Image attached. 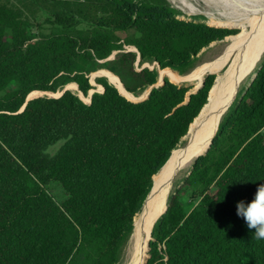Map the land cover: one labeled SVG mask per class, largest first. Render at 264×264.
Here are the masks:
<instances>
[{
	"label": "trees",
	"instance_id": "obj_1",
	"mask_svg": "<svg viewBox=\"0 0 264 264\" xmlns=\"http://www.w3.org/2000/svg\"><path fill=\"white\" fill-rule=\"evenodd\" d=\"M50 1L48 30L38 25L34 35L23 8L0 0V264H122L155 175L184 143L217 74L196 92L165 78L140 102L99 77L104 90L91 103L66 90L20 109L27 97L66 85L87 96L89 75L100 68L137 94L156 84L157 68L185 75L205 48L237 31L180 19L168 0ZM137 54L156 68L131 70V86L121 72ZM220 120L208 152L169 194L143 264H264V239L236 214L237 202H252L264 185V55ZM52 184L63 202L48 191ZM186 189L197 200L190 211L181 202Z\"/></svg>",
	"mask_w": 264,
	"mask_h": 264
},
{
	"label": "bare ground",
	"instance_id": "obj_2",
	"mask_svg": "<svg viewBox=\"0 0 264 264\" xmlns=\"http://www.w3.org/2000/svg\"><path fill=\"white\" fill-rule=\"evenodd\" d=\"M169 1L186 12H200V9L191 0ZM199 1L205 5L206 11L215 14L214 23L216 25L243 27V29L248 26L250 32L234 36L232 38L234 42L225 47L213 65L198 68L197 78L202 82L206 72H218L229 56L235 55L225 73L218 77L208 104L191 126L188 136L189 149L186 152L182 150L174 152L170 162L156 175L153 194L145 203L142 213L135 218L130 250L128 251L129 258L125 264H143L146 261L147 241L156 219L162 213L160 210L168 189L179 177L189 171L197 155L201 154L207 145L206 150L208 149L214 125L225 111L229 99L250 76L255 61L264 55V0ZM164 71L170 75H178L168 69ZM121 87L124 88L122 84Z\"/></svg>",
	"mask_w": 264,
	"mask_h": 264
},
{
	"label": "rangeland",
	"instance_id": "obj_3",
	"mask_svg": "<svg viewBox=\"0 0 264 264\" xmlns=\"http://www.w3.org/2000/svg\"><path fill=\"white\" fill-rule=\"evenodd\" d=\"M10 1L14 5L23 8L24 13L31 20V22L33 24V27L31 28L32 34L35 35L38 32H41V29H39L37 27L38 25H41L43 27L42 31L45 32L48 30V25L45 24L44 22H45L46 18H48L51 15L52 10H54L53 1H50V0H10ZM70 1H73L74 3L75 2H80V3L85 2V0H70ZM191 1L197 6L198 9H200V12L189 13V12H186L185 10H182L181 8L175 6L170 1L169 2L172 6H174L177 9L182 11L183 14L178 16V18H180V19H183L186 21L201 22V23H205L209 26H214V27H219V28H227L230 30H236L237 31L236 33H231L227 37L239 36V35H242V33L248 34L250 32V28L248 26L246 27V29H243V27H229V26H223V25H216L214 23L215 19H216L214 13H210V12L206 11L205 10L206 7L201 1H199V0H191ZM126 35H130V34H121V36L123 38L126 37ZM233 37L227 38V39L224 38L223 40L214 42L211 45H209V47L205 48L199 54V58H198L196 67L192 71H190L189 73H187L185 75H181V76H178L175 74L170 75L167 72H165L164 70H160L159 68H157L158 77H157L156 84L146 88L145 90L139 91L137 94L132 93L133 96L131 94H129L124 88L121 87V84L119 81V79H120L119 76H117L116 74L113 75L112 72H111L112 74H110V73L106 72L109 70L100 68L98 71L91 73L89 75L90 83L92 84V86L94 88L88 93L87 96H85V98H82V94L79 91H77L78 88H76L74 85H66L62 89H60L56 92H49L48 91L46 93H43V94L36 96V97H33V98H37V97H41V96H43V97H59L65 90H70L72 93L78 95L85 103H89V100L86 98H88V97L90 98V95H92V93L94 91L95 92H102V86L99 85L96 81V79L99 77H105L108 80V82L110 84L114 85L123 96H125L127 99H129L133 102H139V101L145 100L149 96V93L153 87L162 86L163 82L165 81V78H167L170 82L177 84L179 86L191 87L192 88L191 92H195L197 90V88L201 85V80H199L197 78V74H196L198 68L213 65L215 63V61L221 56L225 47L234 42V40L232 39ZM125 51L136 52L137 50L133 46H125ZM116 54H117V51L114 52L109 58H107L106 60H102L101 62H105L107 60H113L116 57ZM262 57H263V55L255 61L254 65L252 67V71L250 73V76L242 84V86L236 92H234V94L231 96L226 109H228L229 104H230L233 96H235L239 101L242 99L245 92L250 87L252 79L255 77V74L259 70V66H260V62H261ZM234 58H235V55L229 56L227 61L224 63V65L220 68V70L218 72H213V73L206 72L204 75V78H206L210 74H217L218 77L220 75H223V73H225V70L228 68L229 64L234 60ZM144 68L154 70L156 68V65L151 64V63H147V62L141 64L139 54H137L136 59L133 62H129L127 70L122 71L121 74L124 77V79L128 82L129 85L134 86L136 81L131 79V75H130L131 70H132V74H133V72H137V73L141 72ZM218 77H217V79H218ZM216 83H217V81H216ZM15 88H16V84L12 83L8 86L6 92L12 91ZM226 109H225V111H226ZM223 114H224V112H223ZM223 114L221 115V117L217 120L216 124L214 125V129L212 131V134L214 133L215 127L218 124L219 120L222 118ZM184 142H186V140ZM62 144H63V141H59L56 144L49 146L47 148V153L50 155H54ZM190 171H191V168L187 173H185L181 177H179L174 182V184L168 189V192H167V195H166V198H165V201H164V204H163L161 210H163L169 194L171 192L175 193L176 190H178L179 188H181L184 185L185 179L188 177L187 175ZM214 190L215 189L212 188L211 192H214ZM48 191L50 192L52 197L58 203H61L66 199L65 193L56 184H52L51 186H49ZM181 202L184 205L185 209L187 211H190L193 208V206L196 204L197 200L192 197L191 190L186 189L182 193ZM142 211H143V208L140 211V213H142ZM130 242H131V238L128 241L127 246L125 248L124 259H123L122 264H125L129 258V252L128 251L130 250Z\"/></svg>",
	"mask_w": 264,
	"mask_h": 264
},
{
	"label": "clouds",
	"instance_id": "obj_4",
	"mask_svg": "<svg viewBox=\"0 0 264 264\" xmlns=\"http://www.w3.org/2000/svg\"><path fill=\"white\" fill-rule=\"evenodd\" d=\"M236 214L242 217L250 229H255L254 237L264 239V185H261L254 200L248 204L238 201Z\"/></svg>",
	"mask_w": 264,
	"mask_h": 264
},
{
	"label": "water",
	"instance_id": "obj_5",
	"mask_svg": "<svg viewBox=\"0 0 264 264\" xmlns=\"http://www.w3.org/2000/svg\"><path fill=\"white\" fill-rule=\"evenodd\" d=\"M231 37H233V36H229V37H226V39L227 38H231ZM171 70V69H170ZM172 72H174V73H176V74H178V75H181L180 73H178L177 71H174V70H171ZM107 72H109V71H107ZM109 73H111V72H109ZM112 74V73H111ZM256 76H257V73L255 74V77L252 79V82L255 80V78H256ZM218 77V76H217ZM120 80V79H119ZM204 80H205V78L202 80V82H201V85L197 88V90L204 84ZM121 81V80H120ZM216 81H217V78H216V80H215V83H214V85L212 86V88H211V90H210V92H209V97H208V101H207V103L205 104V106L202 108V110H201V112H200V114L202 113V111L204 110V108L206 107V105L208 104V102H209V99H210V95H211V92H212V90H213V88H214V86H215V84H216ZM251 82V83H252ZM163 84H164V82H163ZM162 84V85H163ZM122 85H123V83H122ZM251 85V84H250ZM123 87H124V89L127 91V89L125 88V86L123 85ZM78 88V87H77ZM103 87H102V92H103ZM196 90V91H197ZM66 91V90H65ZM64 91V92H65ZM78 91H79V89H78ZM195 91V92H196ZM39 92H41V93H46V92H48V91H39ZM63 92V93H64ZM80 92V91H79ZM95 92V91H94ZM93 92V93H94ZM127 92H129V91H127ZM62 93V94H63ZM81 94H82V98H85V95L82 93V92H80ZM92 93V94H93ZM130 93V92H129ZM61 94V95H62ZM130 94H132V93H130ZM60 95V96H61ZM41 97H43V96H41ZM91 97H92V95H90V98H89V103H91ZM148 98V97H147ZM146 98V99H147ZM31 99H34V98H28L27 97V99H26V101H25V104L23 105V107L20 109V112L21 111H23L24 110V108H25V105L27 104V102L29 101V100H31ZM143 101V100H142ZM140 102V101H139ZM229 108V107H228ZM228 109H226V111H227ZM226 111H224V114L226 113ZM199 114V115H200ZM223 114V115H224ZM199 117V116H198ZM197 117V118H198ZM196 118V119H197ZM195 119V120H196ZM222 119V118H221ZM195 120L193 121V123L192 124H194V122H195ZM221 121V120H220ZM192 124H191V126H192ZM191 126H190V128H189V131H188V133H187V135L184 137V141L186 140V142H184L179 148H177L176 150H174L172 153H171V155H170V157L168 158V160L165 162V164L161 167V169L159 170V172L156 174V175H158L165 167H166V165L170 162V160H171V158L173 157V155H174V152H176V151H178V150H182V151H187L188 149H189V147H190V140H188V136H189V134H190V131H191ZM219 126V125H218ZM218 129V128H217ZM211 143H212V140H211V142H210V145H211ZM210 145H209V147H208V149L206 150V152L205 153H203V154H199V155H197V157L195 158V160L197 159V158H199V157H201V156H204L207 152H208V150H209V148H210ZM190 173H191V171L188 173V175L187 176H189L190 175ZM155 175V176H156ZM154 189H155V181H153V186H152V188H151V191H150V193H149V195L147 196V198H146V200H145V202H144V205H145V203L147 202V200L150 198V196L153 194V191H154ZM169 197V196H168ZM144 205H143V207H144ZM142 207V208H143ZM166 210H167V207H166ZM165 210V211H166ZM165 211L162 213V214H164L165 213ZM161 214V215H162ZM161 215L159 216V217H161ZM158 217V218H159ZM158 218L156 219V221L158 220ZM156 221H155V223H156ZM155 223H154V225H155ZM154 225H153V227H154ZM153 229V228H152ZM149 256V255H148Z\"/></svg>",
	"mask_w": 264,
	"mask_h": 264
}]
</instances>
